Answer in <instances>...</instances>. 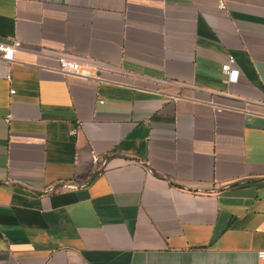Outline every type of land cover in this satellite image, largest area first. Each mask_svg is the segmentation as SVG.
I'll list each match as a JSON object with an SVG mask.
<instances>
[{"label": "crops", "instance_id": "obj_1", "mask_svg": "<svg viewBox=\"0 0 264 264\" xmlns=\"http://www.w3.org/2000/svg\"><path fill=\"white\" fill-rule=\"evenodd\" d=\"M0 40V264H261L264 0H0Z\"/></svg>", "mask_w": 264, "mask_h": 264}, {"label": "built area", "instance_id": "obj_2", "mask_svg": "<svg viewBox=\"0 0 264 264\" xmlns=\"http://www.w3.org/2000/svg\"><path fill=\"white\" fill-rule=\"evenodd\" d=\"M21 47V43L16 40L1 41L0 40V62L10 65L14 62L16 50ZM58 71L65 76H81L89 77L90 74L82 69L79 62L72 60L68 57L62 56L58 59ZM235 60L230 57L228 62L223 65L222 71L228 77L229 82H237L239 78V71L234 68ZM7 80L11 82V76L8 75ZM14 94V91H11ZM11 117L7 118L9 122ZM261 264H264V252L258 253Z\"/></svg>", "mask_w": 264, "mask_h": 264}]
</instances>
